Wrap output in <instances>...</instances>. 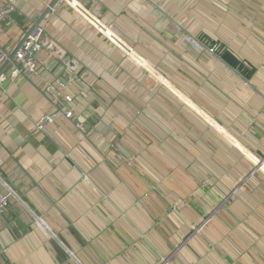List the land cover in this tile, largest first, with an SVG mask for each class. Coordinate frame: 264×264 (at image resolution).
<instances>
[{"label": "crops", "instance_id": "obj_1", "mask_svg": "<svg viewBox=\"0 0 264 264\" xmlns=\"http://www.w3.org/2000/svg\"><path fill=\"white\" fill-rule=\"evenodd\" d=\"M50 1L16 0L0 49ZM40 27L37 73L0 85V264H264V0H58ZM47 83L73 114L38 130Z\"/></svg>", "mask_w": 264, "mask_h": 264}, {"label": "built area", "instance_id": "obj_2", "mask_svg": "<svg viewBox=\"0 0 264 264\" xmlns=\"http://www.w3.org/2000/svg\"><path fill=\"white\" fill-rule=\"evenodd\" d=\"M15 2L16 0H6L4 4L0 5V23L13 9ZM42 34H43V29L40 26H38L30 35H28L26 40L22 43V45L14 53V56L11 60L13 63V69L9 73L5 72V70L0 73V85L5 80L9 78L11 79L16 78L21 74L33 76L37 73V68L39 65L37 53L42 49L44 45V42L42 40ZM191 41H197V40L191 39ZM208 45L212 46V44L209 43L207 45L204 44L205 47L204 46L203 47L205 49H208L209 48ZM213 46H215V43H213ZM208 50L213 55L216 54V55L222 56V53H215L214 49L211 47ZM221 58L224 61H226L229 65H233V63L235 62V60L234 62L233 61L229 62L225 60L223 57ZM7 59H8V53L0 49V66ZM56 84L60 88H63L65 86V83L61 80H57ZM53 88L54 87L52 83H47L45 91L51 94L52 101L56 105V111H54L53 113L49 115L42 116L39 118V120L35 123L36 129L38 130H42L47 124L52 123L55 120V118L58 116V114L61 112L67 118L71 117L73 114V111L71 109L64 110L61 106H59L56 99L57 97L60 96V93H58V91L54 92ZM61 98L63 102L66 104H69L72 102V98L69 95H66V94L61 95ZM12 195H14V193L7 184H4L2 188L0 187V214L3 213V211L7 207L9 199Z\"/></svg>", "mask_w": 264, "mask_h": 264}, {"label": "rangeland", "instance_id": "obj_3", "mask_svg": "<svg viewBox=\"0 0 264 264\" xmlns=\"http://www.w3.org/2000/svg\"><path fill=\"white\" fill-rule=\"evenodd\" d=\"M195 37L197 38V40H199L201 43H203V44H205V45H207V44H212V46H209L208 45V47L210 48H213L214 49V51H215V53H228L229 55H230V57L232 56V58H235V59H238L237 57H236V55L231 51V50H229V48L227 47V46H225V45H223V44H221V43H219V42H216L215 43V46H213V42H210V40H211V38L209 39L208 37V39L207 38H205V37H203V36H201V33H196V35H195ZM183 41L186 43V44H189V46L192 48V49H196L197 51H203V52H206L209 56H212V57H215V55H213L212 53H210V51L208 50V49H205L200 43H198L197 41H191V39H190V37H189V35L187 36V34H185L184 35V38H183ZM221 56V55H220ZM222 57V56H221ZM237 68V67H236ZM157 76V75H156ZM161 80V79H160ZM228 80H229V82H228V84L226 85H223L224 86V88H226L227 90H229V89H231V77H228ZM210 82H211V84H213L212 86L214 87V88H218L219 89V84L218 83H215L214 81H211L210 80ZM230 84V85H229ZM227 90L225 91L226 93H228L227 92ZM210 91H212V93L214 94V92H213V90H210ZM204 98L202 97V96H200L198 93H195L194 95H193V101L197 104V105H201V104H203L205 107H207V108H210L211 109V111L213 112V113H216V111H215V109H212L210 106H209V104H207L204 100H203ZM199 105V106H200ZM211 147V146H210ZM207 148V147H206ZM212 148V153L214 154L215 152H216V149L214 148V147H211ZM197 149H199V148H197ZM208 150H210V149H208ZM210 152H211V150H210ZM261 160H264V156L262 155V158H260ZM215 167L217 168V170H221V171H225V170H223V169H221V167L219 166V165H217V164H215ZM242 169V168H241ZM246 169V168H245ZM228 174V173H227ZM227 174H224L226 177H228V175ZM227 179H229V178H227ZM240 184V183H239ZM238 184V185H239Z\"/></svg>", "mask_w": 264, "mask_h": 264}, {"label": "water", "instance_id": "obj_4", "mask_svg": "<svg viewBox=\"0 0 264 264\" xmlns=\"http://www.w3.org/2000/svg\"><path fill=\"white\" fill-rule=\"evenodd\" d=\"M58 0H51L48 4V6L44 9V11L40 14V16L32 21L30 27L27 29V31L25 32L22 40L20 41V43L17 45V47L11 52L8 54V59L0 66V73L3 72L7 66V64L9 63V61L12 60L13 56H14V53L16 52V50L22 45V43L26 40V38L28 37V35H30L38 26H40V22L45 18L46 14L49 13V11L51 10V8L54 6V4L57 2ZM193 37L194 40H197L193 35H191ZM202 46H204V44H202L199 40H197ZM205 47V46H204ZM215 57L220 60L222 63H224L227 67H229L231 70L235 71L231 65H229L226 61H224L219 55H216L215 54ZM236 72V71H235ZM236 74L241 78V79H244V80H247L245 79L240 73L236 72ZM248 84L251 85V83L248 81L247 82ZM252 86V85H251ZM253 87V86H252ZM254 88V87H253ZM258 91V90H257ZM259 92V91H258ZM260 93V92H259ZM261 94V93H260ZM261 96L264 98V95L261 94ZM256 169V167H255ZM228 191H230L228 189Z\"/></svg>", "mask_w": 264, "mask_h": 264}, {"label": "trees", "instance_id": "obj_5", "mask_svg": "<svg viewBox=\"0 0 264 264\" xmlns=\"http://www.w3.org/2000/svg\"><path fill=\"white\" fill-rule=\"evenodd\" d=\"M222 57L229 62H232V61L234 62L235 60V62L233 63L234 65L237 64L238 62V60H236L235 58H232V56L230 57L228 53H222Z\"/></svg>", "mask_w": 264, "mask_h": 264}, {"label": "bare ground", "instance_id": "obj_6", "mask_svg": "<svg viewBox=\"0 0 264 264\" xmlns=\"http://www.w3.org/2000/svg\"><path fill=\"white\" fill-rule=\"evenodd\" d=\"M164 48V47H163ZM218 109V108H217Z\"/></svg>", "mask_w": 264, "mask_h": 264}]
</instances>
